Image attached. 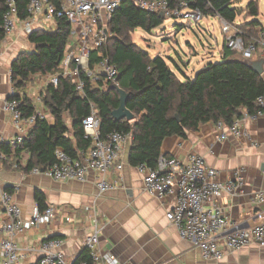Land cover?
Listing matches in <instances>:
<instances>
[{"label":"built area","instance_id":"1","mask_svg":"<svg viewBox=\"0 0 264 264\" xmlns=\"http://www.w3.org/2000/svg\"><path fill=\"white\" fill-rule=\"evenodd\" d=\"M121 0H29L28 16L20 20L15 0H5V12L2 17V29L5 38L21 29L29 37L35 31H51L56 22L65 20L71 25L72 37L70 48L61 64L62 76L71 79L80 97H85V79L93 86L101 81L105 87L110 83L117 84L118 71L108 57H102L94 69H90L91 52L100 48L107 36L106 21L119 7ZM138 9L164 16V19L183 20L187 24H199L203 20L202 12L189 8L185 1L171 4L169 0H129ZM224 46L237 53L242 60L264 59V35L245 40V36L237 25L220 19ZM1 56V50H0ZM37 78L39 75H34ZM60 74L50 76L51 83L57 87ZM264 79V65L263 74ZM11 81V80H10ZM25 97L12 87L3 111L8 115L16 136L11 139L0 138V144L14 147L22 143L27 132L38 120L53 123L45 109L34 108L30 116H24L21 108L25 106ZM40 96L37 103H40ZM245 117L255 121L264 119V95L254 102V111ZM217 141H223L228 136L251 141L248 133L236 120L230 127L221 121L214 124ZM84 139L90 143L86 151L79 153L78 158H72L62 149L54 152V162L47 169L33 168L32 175H41L57 182L74 181L85 183L90 173L94 175L97 195L101 196L117 188V182L111 179L113 172L120 173L121 146L130 139L129 135L114 132L102 136L97 110L90 105V113L82 119ZM252 146L257 144L252 142ZM6 156L0 154V163L6 161ZM26 162L13 164L14 169L25 166ZM142 176L144 191L158 200L167 197L175 198V205L166 212L165 218L169 225L176 229L179 238L188 242L194 249L200 251L205 261H221L225 252H235L249 246L264 247V214L256 212V224L248 229H239L225 215L222 208L216 205L224 194L234 196L241 192L244 178L241 169L234 171L233 178L228 183L218 180L219 172L208 168L204 159L198 155H190L185 161L160 155L156 167L144 165L136 167ZM252 203L264 205V193L253 195ZM55 218L53 207H47L43 212L34 209L28 219L22 218L19 206L12 201L10 193H0V264H71L66 261L63 252V241L46 239L36 246L21 249L17 245V236L42 225L50 224ZM100 228L97 225L85 238L84 248L87 259L79 264H119V259L109 251L99 247ZM37 257L35 262L28 260L29 256Z\"/></svg>","mask_w":264,"mask_h":264},{"label":"trees","instance_id":"2","mask_svg":"<svg viewBox=\"0 0 264 264\" xmlns=\"http://www.w3.org/2000/svg\"><path fill=\"white\" fill-rule=\"evenodd\" d=\"M4 1L0 0V43L5 39L2 29ZM15 1L18 18L26 19L29 0ZM169 1L172 5L185 1L189 8L199 9L204 17L217 16L228 23H234L241 13L232 8L233 0ZM245 11L248 17H258V2L251 1ZM164 20L157 14L138 9L129 0H121L106 21L107 36L103 45L91 52L90 69H94L102 57H108L116 67L117 84L129 95L126 108L135 117L130 122L114 121L111 114L119 107V95L116 91H107L108 87L102 81L95 87L81 74L86 86L85 97H80L71 79L62 76L61 64L72 37L71 25L67 21H57L51 31H35L29 35L27 40L33 50L19 53L12 61L11 85L17 93H24L32 76L60 74L57 87L47 85L42 95L43 106L53 123L38 120L21 144L14 147L0 144V154L6 156V161L12 160L15 164H20L22 155L27 156L25 166H19L25 173L33 168L45 170L50 167L57 148L72 158H78L79 153L90 146L84 139L82 119L89 115L90 105H93L100 120L102 136L114 132L130 136L128 165L154 169L166 138H184L186 133L196 132L206 123L221 121L230 127L242 117V109L252 113L255 100L264 95V79L224 45L221 63H209L193 79L181 81L163 58H152L132 43L131 35L135 30L150 33L162 26ZM238 27L246 41L257 38L263 32L257 21ZM24 97L25 106L21 111L24 116H30L34 108L31 101ZM65 116L70 119V127L65 123ZM34 198L38 210L43 212L46 209L43 195L36 191ZM87 257L83 248L71 264H79Z\"/></svg>","mask_w":264,"mask_h":264},{"label":"crops","instance_id":"3","mask_svg":"<svg viewBox=\"0 0 264 264\" xmlns=\"http://www.w3.org/2000/svg\"><path fill=\"white\" fill-rule=\"evenodd\" d=\"M27 39L23 31L17 29L0 43V138L11 139L17 134L3 111V104L12 88L10 65L19 53L27 51ZM43 78L46 79L32 76L24 93H19L26 96L34 108L39 104V96L42 100L47 86ZM241 111L240 125L251 141L228 136L219 142L215 125L206 123L196 132L186 133L184 138H166L160 154L180 161L198 155L208 168L219 172L218 180L222 183L230 182L234 171L241 169L244 178L241 192L234 196L224 194L216 205L239 229H248L257 222L256 212L264 214V205L252 203L254 194L264 193V119L252 121L245 117L246 110ZM66 125L70 127V123ZM252 142L257 146L253 147ZM130 144L131 139L121 146L122 171L111 174L117 188L101 196L97 195L93 173L85 183L57 182L14 169L16 162L12 160L0 163V193H10L23 219H28L37 208L36 191L43 195L46 208L55 210L50 224L19 234L17 245L27 249L46 239H59L63 241L66 261L72 263L84 248L85 238L97 225L101 230L100 249L112 252L119 264H264V247L256 246L225 252L221 261L203 260L200 251L181 240L176 229L166 221V212L175 205V198L170 196L161 201L144 191L141 174L127 163ZM26 160L27 156L22 155L20 161ZM36 259L34 255L28 258L30 262Z\"/></svg>","mask_w":264,"mask_h":264},{"label":"rangeland","instance_id":"4","mask_svg":"<svg viewBox=\"0 0 264 264\" xmlns=\"http://www.w3.org/2000/svg\"><path fill=\"white\" fill-rule=\"evenodd\" d=\"M251 1L258 2L259 16L256 18L248 17L245 11ZM232 8L241 12L234 21L235 25L240 26L257 21L264 35V0H233ZM221 25L220 18L217 16L203 17L199 24L190 25L183 20L165 19L162 26L150 33H145L141 29L135 30L131 35V41L152 58L158 56L163 58L181 81L185 78L191 80L209 63L216 64L223 61L221 54L224 37ZM26 50H33V46L29 44ZM43 79L47 85L51 83L50 76ZM43 105L42 99L37 109L42 107L45 109ZM65 123H70L67 116H65Z\"/></svg>","mask_w":264,"mask_h":264},{"label":"water","instance_id":"5","mask_svg":"<svg viewBox=\"0 0 264 264\" xmlns=\"http://www.w3.org/2000/svg\"><path fill=\"white\" fill-rule=\"evenodd\" d=\"M161 19H164V16L162 14L159 15ZM244 64L250 68L253 72L256 74L262 76L263 74V65H264V59H257V60H244ZM107 91H116L119 95V107L112 112V118L114 121H121V120H126L128 122L133 121L135 119L134 115L128 111L126 108V104L129 99V95L121 90L116 83H110Z\"/></svg>","mask_w":264,"mask_h":264}]
</instances>
